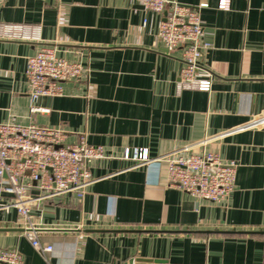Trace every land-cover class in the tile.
I'll use <instances>...</instances> for the list:
<instances>
[{
	"label": "crops",
	"instance_id": "obj_1",
	"mask_svg": "<svg viewBox=\"0 0 264 264\" xmlns=\"http://www.w3.org/2000/svg\"><path fill=\"white\" fill-rule=\"evenodd\" d=\"M199 7L200 64L217 75L210 93L180 89V53L160 51L163 14L133 0H3L0 23L40 27L38 41L0 38V123L62 129L66 143L85 137L104 157L91 163L84 197L39 202L32 220L37 251L0 180V251L24 264H264V127L228 134L264 114V0H176ZM146 23V25H145ZM43 45L80 62L87 78L59 97H29L27 59ZM206 141L235 162L236 188L221 204L167 182V165L136 166L127 149L157 159Z\"/></svg>",
	"mask_w": 264,
	"mask_h": 264
},
{
	"label": "built area",
	"instance_id": "obj_2",
	"mask_svg": "<svg viewBox=\"0 0 264 264\" xmlns=\"http://www.w3.org/2000/svg\"><path fill=\"white\" fill-rule=\"evenodd\" d=\"M133 3L164 15L158 27L160 51L169 56L180 53L183 63L178 83L180 89L210 93L218 77L200 64L204 36L201 10L209 5L185 6L176 0H133ZM221 8L228 9L229 1L223 0ZM39 33L38 26L0 23L1 39L38 41ZM87 74L88 70L80 62L68 61L58 55L55 47L43 45L37 54L27 59L26 77L32 112L40 110L34 106L38 99L62 96L64 84L84 81ZM261 127H264V114L251 117L228 134ZM205 145L206 141L188 145L157 159L150 157L148 149H127L124 159L144 167L165 163L170 187L191 197L221 204L236 188L238 165L233 161L224 162ZM103 157L102 148L89 145L84 136L75 144H67L62 129L0 123L2 191L11 197V205L19 214V224L26 229V236L37 251L49 255L54 252V247L36 233L31 214L35 205L68 195L82 199L87 186L93 182L91 163ZM0 264H24V257L15 249L1 250Z\"/></svg>",
	"mask_w": 264,
	"mask_h": 264
},
{
	"label": "water",
	"instance_id": "obj_3",
	"mask_svg": "<svg viewBox=\"0 0 264 264\" xmlns=\"http://www.w3.org/2000/svg\"><path fill=\"white\" fill-rule=\"evenodd\" d=\"M126 264H163L160 261H152V260H145V259H134L130 260Z\"/></svg>",
	"mask_w": 264,
	"mask_h": 264
}]
</instances>
